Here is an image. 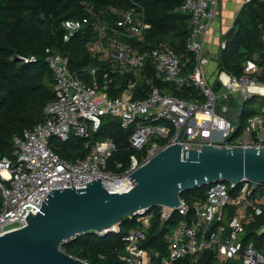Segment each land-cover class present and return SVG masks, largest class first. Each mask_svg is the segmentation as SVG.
I'll list each match as a JSON object with an SVG mask.
<instances>
[{"label":"built area","instance_id":"obj_1","mask_svg":"<svg viewBox=\"0 0 264 264\" xmlns=\"http://www.w3.org/2000/svg\"><path fill=\"white\" fill-rule=\"evenodd\" d=\"M220 1L185 0L180 7L192 21L186 48L194 66L187 72L186 63L168 42L159 41L144 50L136 46L145 41L151 28L141 7L112 8V13L89 6L83 19L64 22L69 34L92 25L94 36L87 42V51L96 64L78 72L71 69L69 56L47 50L55 98L46 104L43 121L14 138L13 157H0V235L26 226L29 213L37 214L54 189L85 187L101 178L111 193L130 190L133 183L128 176L175 143L179 132L178 142L187 151L205 144L264 147V108L250 115L230 140L236 125L225 115L227 109L237 108L240 121L244 101L264 96V83L256 77L260 65L249 61L240 77L218 73L220 91L208 77L211 57L205 40ZM110 14L115 16L112 21L107 19ZM225 45L222 41L220 47ZM150 69L155 70L153 75ZM159 82L195 87L198 97L167 93ZM105 115L117 118L122 128L131 131L129 145L139 154L131 155L126 167L122 161L112 160L116 149L112 138L97 135ZM71 135L83 138L88 150L75 161L63 159L50 146L51 137L67 140ZM239 184H209L206 197L192 203L181 197L182 208H172L163 222L175 211L181 216L165 233L164 254L142 247L157 213L161 220L164 206L139 209L128 218L136 222L124 238L120 260L124 264H179L214 251L223 264H264V240H260L264 224L254 232L257 239L245 242L246 226L264 217V184L257 188L247 180ZM119 230L120 224L114 228Z\"/></svg>","mask_w":264,"mask_h":264},{"label":"trees","instance_id":"obj_2","mask_svg":"<svg viewBox=\"0 0 264 264\" xmlns=\"http://www.w3.org/2000/svg\"><path fill=\"white\" fill-rule=\"evenodd\" d=\"M185 0H0V157L12 158L14 138L22 136L25 129L33 128L46 116V104L55 98L54 75L46 60L47 50L69 56L72 70L81 72L95 65L96 61L87 51V42L94 36L92 25L74 34H69L64 22L81 20L88 15V7L96 10L127 9L141 7L151 28L146 32L139 48L150 49L159 41L168 42L186 63L185 71L194 66L191 52L186 48V39L192 30L191 15L180 7ZM107 16L112 21L113 14ZM225 47L220 48L217 70L242 76L249 61L260 65L257 79L264 83V0H252L240 9L233 26L222 36ZM192 69V68H191ZM155 73L150 69V74ZM217 91L222 89L219 80L213 82ZM167 93L192 99L198 97L195 87H177L159 82ZM115 95V94H114ZM138 97V96H136ZM261 97V96H260ZM141 98V96H140ZM259 98L254 95L244 101L240 116L241 129L247 118L258 111L252 105ZM264 105V97L262 98ZM239 130V131H240ZM130 130L122 128L120 121L110 115L103 117L100 137H110L115 143L112 160L122 161L126 167L133 154H139L129 145ZM84 139L71 135L67 140L56 136L50 138V146L60 157L69 161L84 157L87 149ZM240 185V184H239ZM209 185L183 192L182 198L192 203L203 200ZM152 209L159 210V206ZM181 216L175 211L172 218L161 223L156 214L153 226L142 247L164 254L167 250L165 233ZM135 219H123L118 232L99 234L94 231L82 233L74 240L61 244V248L89 264H124L119 255L125 248V236L135 225ZM264 224V217L246 226L245 242L257 239L255 230ZM261 241L264 240L260 239ZM228 262L227 264H231ZM179 264H218L214 251H207L197 261L183 260ZM223 264V263H219Z\"/></svg>","mask_w":264,"mask_h":264},{"label":"water","instance_id":"obj_3","mask_svg":"<svg viewBox=\"0 0 264 264\" xmlns=\"http://www.w3.org/2000/svg\"><path fill=\"white\" fill-rule=\"evenodd\" d=\"M239 114L237 108L225 112L236 125L228 140L241 129ZM180 135L128 176L133 183L128 191L111 193L101 178L85 187L54 189L37 214L29 213L26 226L0 235V264H89L61 244L89 231H114L139 209L164 206L163 224L172 208H182L183 192L215 182L264 184V147L205 144L187 151Z\"/></svg>","mask_w":264,"mask_h":264},{"label":"crops","instance_id":"obj_4","mask_svg":"<svg viewBox=\"0 0 264 264\" xmlns=\"http://www.w3.org/2000/svg\"><path fill=\"white\" fill-rule=\"evenodd\" d=\"M244 4L243 0H221L216 17L212 21L205 40L206 51L210 55L218 56L222 42V36L233 26L235 19ZM219 41V49L216 43ZM212 60V58H211ZM210 60V61H211ZM210 68V66H209ZM217 68L214 69V72ZM210 78V77H209ZM262 109V108H261Z\"/></svg>","mask_w":264,"mask_h":264},{"label":"rangeland","instance_id":"obj_5","mask_svg":"<svg viewBox=\"0 0 264 264\" xmlns=\"http://www.w3.org/2000/svg\"><path fill=\"white\" fill-rule=\"evenodd\" d=\"M216 45H217V49H219V45H220L219 41L216 43ZM211 58H212V60L210 61V68L208 70V77H210V80L213 83L217 79L218 72H219L218 70L216 72H214V69L217 68V65H218V61H217L218 60V56L216 54H214V55H211ZM258 96H259V98H257L255 100V102L253 103L252 106L254 108H257V109L264 108V105H262V103H261L262 100H263L262 98L264 96H261V95H258ZM219 263H220V261H218V264Z\"/></svg>","mask_w":264,"mask_h":264}]
</instances>
